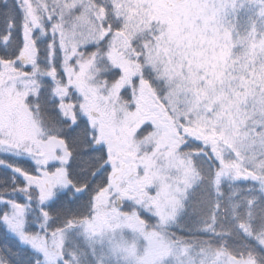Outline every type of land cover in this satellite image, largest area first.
I'll return each mask as SVG.
<instances>
[{
  "label": "snow or ice",
  "instance_id": "obj_1",
  "mask_svg": "<svg viewBox=\"0 0 264 264\" xmlns=\"http://www.w3.org/2000/svg\"><path fill=\"white\" fill-rule=\"evenodd\" d=\"M0 264H264V0H0Z\"/></svg>",
  "mask_w": 264,
  "mask_h": 264
},
{
  "label": "trees",
  "instance_id": "obj_2",
  "mask_svg": "<svg viewBox=\"0 0 264 264\" xmlns=\"http://www.w3.org/2000/svg\"><path fill=\"white\" fill-rule=\"evenodd\" d=\"M200 163V161L198 160L197 161V164H199ZM129 236H130V234H129ZM73 239H74V237L72 236V235H70L69 236V246L71 247V245H72V241H73ZM99 253H100V248H99V246H97V254L99 255Z\"/></svg>",
  "mask_w": 264,
  "mask_h": 264
},
{
  "label": "rangeland",
  "instance_id": "obj_3",
  "mask_svg": "<svg viewBox=\"0 0 264 264\" xmlns=\"http://www.w3.org/2000/svg\"><path fill=\"white\" fill-rule=\"evenodd\" d=\"M129 234H130V237L133 235V233H131V232H129Z\"/></svg>",
  "mask_w": 264,
  "mask_h": 264
}]
</instances>
